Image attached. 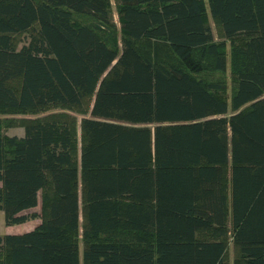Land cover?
I'll use <instances>...</instances> for the list:
<instances>
[{"label":"trees","instance_id":"obj_1","mask_svg":"<svg viewBox=\"0 0 264 264\" xmlns=\"http://www.w3.org/2000/svg\"><path fill=\"white\" fill-rule=\"evenodd\" d=\"M108 1L0 0V264H264V0Z\"/></svg>","mask_w":264,"mask_h":264},{"label":"rangeland","instance_id":"obj_2","mask_svg":"<svg viewBox=\"0 0 264 264\" xmlns=\"http://www.w3.org/2000/svg\"><path fill=\"white\" fill-rule=\"evenodd\" d=\"M109 13H110V17L112 19V22L114 23V26L116 27L117 30V34L118 37H120V26H119V18H118V9H117V5H116V0H109ZM74 19L78 22H90L91 18L89 16H83V15H74ZM208 22L211 26L213 35H214V39L217 42H222V44L224 45L223 50L225 51V54L227 55V65L225 68V71L222 72H210L208 75H205L206 78L208 77V80H221L224 81L227 84V89H228V95H230L232 93V89H233V83L231 81V67H230V49L231 46L229 44V41L226 39L221 38V33H220V29L217 26V23L215 21H213L210 17L208 19ZM28 34H21L19 36L16 37V40L19 42L18 43V47H21L23 44L27 43L28 41ZM145 42V41H144ZM120 44V40L118 42ZM139 46H142L144 48V50L146 49L144 47V45H146V42L143 43L142 41H140L138 43ZM119 46V45H118ZM91 101L92 99L88 98L85 101V106L84 109L86 110L85 113H88L90 110V105H91ZM55 113H67L72 115L75 118V123H76V129H77V137H78V141H79V145H80V120L81 118L84 116V112L80 113V112H76L73 110H67V109H62L60 107H50L47 108L46 110L39 112L37 114H19V115H8V116H2L1 118L7 117V118H13L16 119L18 122H22V120L25 119H35V118H43L49 114H55ZM3 133L8 135V136H17V137H21L23 136V127L19 124L17 125H13L11 127H6L3 129ZM23 213H27V214H37L40 215L41 214V196L39 195V199H38V205L34 208L28 209L26 211H24ZM40 219L39 217L37 218H33L30 219L22 224H18V225H12V226H6L4 224V216H3V212L0 211V236L6 234V233H13V234H19V233H23V232H27L32 230L37 224H39ZM80 252H81V248H80ZM81 254V253H80ZM235 256V250L234 247L231 243V240L229 239V245H228V249H227V253H226V262L227 264H232L233 262V258Z\"/></svg>","mask_w":264,"mask_h":264},{"label":"crops","instance_id":"obj_3","mask_svg":"<svg viewBox=\"0 0 264 264\" xmlns=\"http://www.w3.org/2000/svg\"><path fill=\"white\" fill-rule=\"evenodd\" d=\"M9 233H11V232H9ZM13 234V233H12Z\"/></svg>","mask_w":264,"mask_h":264}]
</instances>
